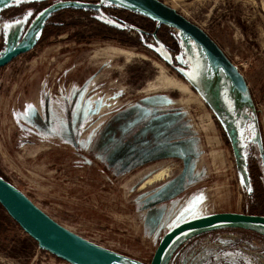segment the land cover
Here are the masks:
<instances>
[{
    "label": "rangeland",
    "instance_id": "rangeland-1",
    "mask_svg": "<svg viewBox=\"0 0 264 264\" xmlns=\"http://www.w3.org/2000/svg\"><path fill=\"white\" fill-rule=\"evenodd\" d=\"M162 1L216 40L245 87L130 0H0V55L27 46L0 67V179L121 264H150L190 216L264 214V0ZM0 264L73 263L1 206ZM164 264H264V231L199 230Z\"/></svg>",
    "mask_w": 264,
    "mask_h": 264
},
{
    "label": "water",
    "instance_id": "water-1",
    "mask_svg": "<svg viewBox=\"0 0 264 264\" xmlns=\"http://www.w3.org/2000/svg\"><path fill=\"white\" fill-rule=\"evenodd\" d=\"M150 10L165 21L178 25L191 34L207 50L209 56L230 74L234 83L245 84L228 55L216 40L197 23L188 19L174 7L162 0H130ZM26 45L13 47L0 55V67L15 55L23 52ZM0 205L7 214L33 237L39 245L73 264H121L122 260L92 246L76 234L53 220L47 213L0 179ZM243 225L264 229V214L236 211L211 212L190 216L174 224L161 238L150 264H164L166 257L176 242L189 234L220 226Z\"/></svg>",
    "mask_w": 264,
    "mask_h": 264
},
{
    "label": "bare ground",
    "instance_id": "bare-ground-1",
    "mask_svg": "<svg viewBox=\"0 0 264 264\" xmlns=\"http://www.w3.org/2000/svg\"><path fill=\"white\" fill-rule=\"evenodd\" d=\"M182 30V29H181ZM183 31V30H182ZM190 35V34H189ZM194 38V37H193ZM200 43V42H199ZM201 44V43H200ZM202 45V44H201ZM203 46V45H202ZM208 53V52H207ZM210 58V57H209ZM207 63H208V65H209V67L210 68H214L210 63H209V61L207 60ZM207 66V65H206ZM208 67V66H207ZM220 68L222 67V66H219ZM201 68V67H200ZM206 68V67H205ZM202 69V68H201ZM214 70V69H213ZM201 72V71H200ZM206 73V72H205ZM224 76V75H223ZM225 76H226V74H225ZM192 78V82L195 84V85H197L199 88H200V90L202 91V92H204L205 94H207L208 96H209V98L211 97H213L214 96V93H213V89H215L214 88V85H213V89H212V87H210V84H208L207 82H206V80L203 78V76L200 74V73H196L194 76H192L191 77ZM212 78V77H211ZM226 79L228 78V77H225ZM225 78H224V80H225ZM230 78V77H229ZM231 79V78H230ZM229 80V79H228ZM220 82V81H219ZM226 82V81H225ZM211 83V82H210ZM213 83H215V82H213ZM230 84V83H229ZM212 85V84H211ZM220 86H223V85H220ZM239 87H245V84H241V85H239ZM226 89L225 88H223V90H222V95H223V93L224 92H226L225 91ZM229 90V93H230V86L228 85V88H227V91Z\"/></svg>",
    "mask_w": 264,
    "mask_h": 264
},
{
    "label": "trees",
    "instance_id": "trees-1",
    "mask_svg": "<svg viewBox=\"0 0 264 264\" xmlns=\"http://www.w3.org/2000/svg\"><path fill=\"white\" fill-rule=\"evenodd\" d=\"M0 207H1V206H0ZM230 226L245 227V228H250V229H254V230H255V228H256V229H261V230L264 231L263 228L255 227V226H243V225H230ZM220 227H221V226H220ZM215 228H216V227H215Z\"/></svg>",
    "mask_w": 264,
    "mask_h": 264
}]
</instances>
